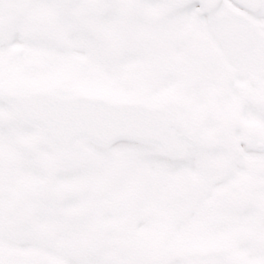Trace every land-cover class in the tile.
I'll return each mask as SVG.
<instances>
[{"label":"snow or ice","instance_id":"obj_1","mask_svg":"<svg viewBox=\"0 0 264 264\" xmlns=\"http://www.w3.org/2000/svg\"><path fill=\"white\" fill-rule=\"evenodd\" d=\"M0 264H264V0H0Z\"/></svg>","mask_w":264,"mask_h":264}]
</instances>
